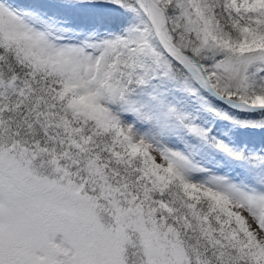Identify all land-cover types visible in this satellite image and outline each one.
I'll list each match as a JSON object with an SVG mask.
<instances>
[{"label": "snow or ice", "instance_id": "snow-or-ice-1", "mask_svg": "<svg viewBox=\"0 0 264 264\" xmlns=\"http://www.w3.org/2000/svg\"><path fill=\"white\" fill-rule=\"evenodd\" d=\"M0 264H264V0H0Z\"/></svg>", "mask_w": 264, "mask_h": 264}, {"label": "bare ground", "instance_id": "bare-ground-1", "mask_svg": "<svg viewBox=\"0 0 264 264\" xmlns=\"http://www.w3.org/2000/svg\"><path fill=\"white\" fill-rule=\"evenodd\" d=\"M218 126H219V125H218ZM220 126L226 128V129H229V131L231 130L230 133H231L232 135H235V136L240 137V138H243L245 135L248 134L246 131H244V130H242V129H239V128L233 129V128H231V127H228V126H225V125H222V124H220ZM220 126H219V127H220Z\"/></svg>", "mask_w": 264, "mask_h": 264}, {"label": "rangeland", "instance_id": "rangeland-1", "mask_svg": "<svg viewBox=\"0 0 264 264\" xmlns=\"http://www.w3.org/2000/svg\"><path fill=\"white\" fill-rule=\"evenodd\" d=\"M222 125H225V126H228V127H231L232 128V126L231 125H227V124H222ZM220 126V125H219ZM221 128H224V127H222V126H220ZM225 129V131H229V129H226V128H224ZM243 130V129H242ZM231 131V130H230ZM229 131V132H230ZM245 131V130H244Z\"/></svg>", "mask_w": 264, "mask_h": 264}]
</instances>
